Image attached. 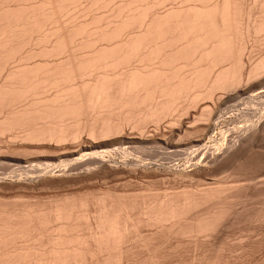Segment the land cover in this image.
I'll return each instance as SVG.
<instances>
[{
  "label": "bare ground",
  "instance_id": "bare-ground-1",
  "mask_svg": "<svg viewBox=\"0 0 264 264\" xmlns=\"http://www.w3.org/2000/svg\"><path fill=\"white\" fill-rule=\"evenodd\" d=\"M263 46L264 0H0V264H246Z\"/></svg>",
  "mask_w": 264,
  "mask_h": 264
},
{
  "label": "rangeland",
  "instance_id": "rangeland-1",
  "mask_svg": "<svg viewBox=\"0 0 264 264\" xmlns=\"http://www.w3.org/2000/svg\"><path fill=\"white\" fill-rule=\"evenodd\" d=\"M264 47V46H263ZM263 50V49H262ZM227 116H230V115H227ZM162 125H164L163 127L165 128V129H167L166 128V126L165 125H167L166 123L164 124H162ZM217 128H219V127H217ZM151 130L153 129V127H151L150 128ZM218 131V130H217ZM254 156H256V154L254 155ZM254 156H252L251 157V159H248L247 161H246V163L245 162H243V164H242V162L241 163H239L240 165H238V163H236L237 164V166L236 165H233V166H224L225 167V169H227L226 171H225V169H224V167L223 166H221L222 167V169H221V167L219 168V169H221L223 172H221V170H219V171H217L218 172V176H216L215 177V179H217L219 176L220 177H222V176H224L225 174H222V173H227V172H229L227 175H225L224 176V178L222 177V178H220L219 177V179H217L218 181H221V179H222V181H221V183L222 184H225V185H241V186H247V185H245L246 184V182L244 181V179H245V177L244 176H242L241 177V172H242V168H243V165H244V163L245 164H247V165H252V163H255L254 165H255V167L256 166H258V164H260L261 163V160H263L264 159V156L263 157H259L258 158V156L255 158ZM252 160V161H251ZM250 162V163H249ZM237 168H236V167ZM233 167V168H232ZM238 167H239V170H238ZM241 167V168H240ZM230 169L232 170V171H230ZM233 169H235V170H233ZM237 171V173H235ZM240 171V172H239ZM216 172V173H217ZM219 172H221L220 174H219ZM232 172V174H233V176L230 174ZM239 173V174H238ZM238 174V175H237ZM254 174H256V176H259V175H261V174H264V166L263 167H260L259 169H257L256 171H255V173ZM228 175H229V178H230V175L232 176L230 179H228ZM226 176H227V178H226ZM240 177V178H239ZM235 178V179H234ZM238 178V179H237ZM233 179V180H232ZM229 180V181H228ZM238 180V181H237ZM228 181V182H227ZM159 182V184L158 185H160V186H158L157 187V185H156V187L155 188H159V189H163L164 188V186L162 187V185H166L167 183H163V181H158ZM161 182V183H160ZM163 183V184H162ZM186 183V184H185ZM242 183V184H241ZM196 183H189L188 181L186 182H182V184H180V185H195ZM167 186V185H166ZM166 186H165V188H166ZM168 187V186H167ZM176 187H178L177 185H176ZM252 203V202H251ZM234 232H238V229H234L233 230V232L232 233H234ZM237 234V233H236ZM261 237L259 238V242H260V240L262 241V242H260L259 243V245H257V248H256V253H255V255L251 258L250 257V259H249V261L251 262V263H249V261H247V263L246 264H264L263 262H264V232L263 233H261ZM262 252V253H261ZM261 256V257H260ZM255 261H256V263H255ZM259 261V262H258ZM245 264V263H244Z\"/></svg>",
  "mask_w": 264,
  "mask_h": 264
}]
</instances>
